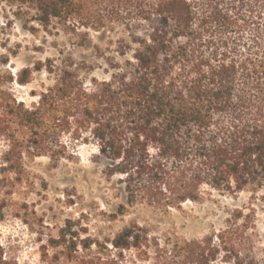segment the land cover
I'll use <instances>...</instances> for the list:
<instances>
[{"label": "trees", "instance_id": "obj_1", "mask_svg": "<svg viewBox=\"0 0 264 264\" xmlns=\"http://www.w3.org/2000/svg\"><path fill=\"white\" fill-rule=\"evenodd\" d=\"M0 19L92 54L16 73L0 55V228L8 217L41 225L14 198L33 184L24 158L64 159L65 139L94 145L92 162L124 177L130 206L179 210L204 189L264 193V0H0ZM119 29L131 33L114 40ZM89 32L108 35L105 47ZM96 68L103 78L86 84L83 73ZM42 71L52 84L31 92L30 104L18 99L14 87ZM36 234L33 264H264L253 208L232 210L201 239L136 221L101 238L71 219L54 236ZM0 264H29L1 232Z\"/></svg>", "mask_w": 264, "mask_h": 264}, {"label": "rangeland", "instance_id": "obj_2", "mask_svg": "<svg viewBox=\"0 0 264 264\" xmlns=\"http://www.w3.org/2000/svg\"><path fill=\"white\" fill-rule=\"evenodd\" d=\"M144 29L138 27L133 34L140 36ZM130 33L116 30L113 39L127 37ZM89 34L94 43L105 47L108 35ZM64 41L62 36L54 38L44 33L29 34L21 30L18 23L6 26L5 21L0 19V55L9 56L7 69L12 73L24 68L34 69L38 64L45 65L47 60L59 66L69 54L77 62L92 57L89 51H72ZM101 70L96 68L93 72L83 73L86 84L89 78L101 80ZM52 78L45 71L34 72L31 83L23 87L15 86L14 92L18 99L30 104L36 100L30 93H39L41 86H50ZM64 142L69 148L64 159L24 158L25 169L33 184L19 186L14 198L28 202L41 219V225L30 228L20 220L8 217L0 228L3 241H12L21 263L33 264L38 260L36 232L44 237L54 236L66 219L80 221L81 227L88 229L90 235L101 238L111 237L131 221H136L150 226L156 234L192 240L201 239L213 228H220L232 210L244 209L247 212L248 208H253L258 243L264 247V193L253 197L249 193L229 195L204 189L200 202L185 203L179 210H158L140 204L130 206L124 190V177L107 178L103 174L105 164L92 162L96 154L93 144L74 143L67 139ZM4 149V142L0 140V155ZM121 206H124V215L111 220L110 216L118 214Z\"/></svg>", "mask_w": 264, "mask_h": 264}]
</instances>
